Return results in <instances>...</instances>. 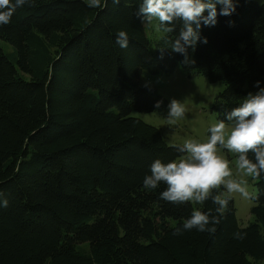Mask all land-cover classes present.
Listing matches in <instances>:
<instances>
[{
  "label": "trees",
  "instance_id": "obj_1",
  "mask_svg": "<svg viewBox=\"0 0 264 264\" xmlns=\"http://www.w3.org/2000/svg\"><path fill=\"white\" fill-rule=\"evenodd\" d=\"M101 2L34 0L0 26V264H264V173L246 226L231 196L222 214L211 197L164 201L166 184L148 189L143 181L155 160L178 159L181 145L131 115L167 109L140 76L179 64L223 84L212 107L233 124L231 111L264 88V0H234L232 16L202 26L188 48L191 66L171 47L181 22L152 39L136 15L142 0ZM120 30L127 48L116 43ZM194 209L219 215L215 234H174Z\"/></svg>",
  "mask_w": 264,
  "mask_h": 264
},
{
  "label": "clouds",
  "instance_id": "obj_2",
  "mask_svg": "<svg viewBox=\"0 0 264 264\" xmlns=\"http://www.w3.org/2000/svg\"><path fill=\"white\" fill-rule=\"evenodd\" d=\"M112 2L118 5L120 0ZM25 4L34 6V0H0V26L9 24L17 8ZM102 6L101 0H88L90 8ZM217 6H220L219 12ZM236 10L234 0H142L136 15L143 17L144 25L158 21L160 30L164 33L174 32V23L181 22L183 27L171 47L174 52L184 55L182 64L191 66L195 61L189 56L188 48L195 50L202 26H215L218 15L230 17ZM229 23L234 24L232 21ZM116 43L121 48L128 47L126 31L117 32ZM203 43H208L207 38ZM260 83L257 81L254 86L260 88ZM162 103L157 102L155 107L160 108ZM185 111L184 103L173 99L169 105L167 123L175 124L185 116ZM228 120L233 121L231 127L222 120L213 123L206 141L185 139L178 148L181 153L178 159L167 163L155 160L150 166L151 174L144 178V187L156 189L163 182L167 187L160 194V199L177 205L190 201L202 204L211 197L218 206L215 211L219 214H222L229 202L225 198L226 194L231 196L239 193L243 198L251 199L248 181L243 177L259 178L264 173V88H260L256 94L249 93L240 102V106L231 111ZM218 148L238 154L235 168L241 178H233L231 162L218 154ZM249 153L254 155V160L249 158ZM221 186L226 193L212 195L213 190H218ZM3 206H8L7 200H3ZM219 223V215L213 216L211 210L204 213L194 209L183 228L174 234L192 229L215 234V225ZM236 236L242 238L240 233H236Z\"/></svg>",
  "mask_w": 264,
  "mask_h": 264
},
{
  "label": "rangeland",
  "instance_id": "obj_3",
  "mask_svg": "<svg viewBox=\"0 0 264 264\" xmlns=\"http://www.w3.org/2000/svg\"><path fill=\"white\" fill-rule=\"evenodd\" d=\"M262 1V0H257ZM158 21H153L151 25H146V31L150 38L155 39L163 33L157 26ZM5 50L9 49L7 43L2 42ZM153 48V44L150 45ZM140 84L155 88L168 100L167 109L163 112H138L132 110L131 115L136 116L146 123L158 127L168 145H182L185 139H196L201 142L206 141L210 136L208 131L210 126L218 119L213 110V101L218 91L223 88L221 82H209L201 74L188 76L184 73L181 65H177L172 73H150L143 71L140 76ZM173 99L179 100L185 105V116L175 124L169 125L166 117L169 105ZM229 127L230 123H226ZM219 147V146H218ZM218 154L230 160V168L233 171V178H241L235 168V159L238 154L229 153L226 149L218 148ZM248 181V191L251 199L243 198L239 193L232 194L235 214L240 226H246L254 221L251 208L254 205L253 197L257 193L256 178L243 177ZM223 187V186H221ZM222 192L226 193L223 188ZM226 196H228L226 194Z\"/></svg>",
  "mask_w": 264,
  "mask_h": 264
}]
</instances>
